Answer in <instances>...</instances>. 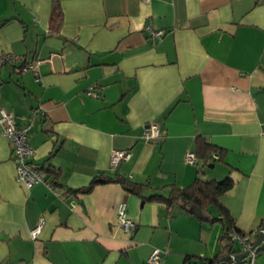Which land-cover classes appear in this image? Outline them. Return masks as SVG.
<instances>
[{
  "label": "crops",
  "instance_id": "1",
  "mask_svg": "<svg viewBox=\"0 0 264 264\" xmlns=\"http://www.w3.org/2000/svg\"><path fill=\"white\" fill-rule=\"evenodd\" d=\"M5 54L0 108L28 127L30 161L59 171V194L16 181L0 135V264H148L153 248L159 264H202L220 249L221 222L147 198L196 176H231L219 201L255 239L264 221V0H0ZM149 123L159 134L147 140ZM198 136L225 151L209 170L184 159ZM114 149L130 156L111 167ZM98 175L109 181L78 191ZM122 201L132 232L116 225ZM239 264H264V249Z\"/></svg>",
  "mask_w": 264,
  "mask_h": 264
},
{
  "label": "trees",
  "instance_id": "2",
  "mask_svg": "<svg viewBox=\"0 0 264 264\" xmlns=\"http://www.w3.org/2000/svg\"><path fill=\"white\" fill-rule=\"evenodd\" d=\"M62 19V10L57 1L51 3L49 21L54 30L59 28ZM195 155L197 160L202 164L212 163L215 159L212 155H217V160H222L225 151L207 142L203 137L196 138ZM214 158V159H213ZM47 174L51 175L52 186H57V179L59 171L52 167H40ZM118 181L122 188L133 194L140 195L143 185L134 183L124 177L115 179ZM109 181L102 175L95 176L84 188L78 191L88 192L92 187L98 183ZM234 186V181L231 176H225L223 179H203L196 176L195 179L185 187L172 186L169 195L162 197L160 195H152L147 198L159 199L171 205L178 203L180 208L187 214L194 216L199 223H212L220 221L222 230L218 238L220 249L216 255L211 258H200L202 264H218L221 257L225 255H232L241 252V247L236 245V241L232 238L234 235L239 238H246L250 243H253L254 238H250V234L242 231L236 226L234 218L229 213L228 209L219 201L220 197L230 191ZM214 209L215 212L212 211ZM264 221L257 228V233L263 225ZM264 249V241L254 250V255L257 251ZM239 262L228 261L223 264H239Z\"/></svg>",
  "mask_w": 264,
  "mask_h": 264
},
{
  "label": "built area",
  "instance_id": "3",
  "mask_svg": "<svg viewBox=\"0 0 264 264\" xmlns=\"http://www.w3.org/2000/svg\"><path fill=\"white\" fill-rule=\"evenodd\" d=\"M148 34L154 37L161 36V31L152 30L150 27H146ZM10 55L5 54L1 56V61L5 62L9 60ZM23 71L32 70L31 66H23L21 68ZM87 93L92 96H97V94L92 90H87ZM27 126H17L14 121V116L10 111L0 108V135L5 136L9 142L12 149V160L15 165V175L16 181L22 183L26 188L32 187L36 183L44 184L50 191L55 194H59L56 187L52 186L51 179L45 176L40 168L30 161V157L33 154V148L28 142L27 138ZM261 132L264 134V123L261 124ZM158 125L156 123H149L143 131V136L145 139H153L158 136ZM130 153L127 150L114 149L110 155L109 164L111 167H115L120 161L128 159ZM217 158V155H212ZM184 159L189 164H195L197 158L194 151H189L185 154ZM43 219H40L38 223L30 230V236L32 238L37 237L41 227ZM116 225L119 226L125 232H132L135 228V222L127 216L126 203L124 201L120 202L116 207ZM244 251L249 249L250 243L246 238H239L238 236L232 237ZM251 259L254 257V251H251L249 256ZM161 260V252L157 248H153L149 253L146 262L148 264H159Z\"/></svg>",
  "mask_w": 264,
  "mask_h": 264
},
{
  "label": "water",
  "instance_id": "4",
  "mask_svg": "<svg viewBox=\"0 0 264 264\" xmlns=\"http://www.w3.org/2000/svg\"><path fill=\"white\" fill-rule=\"evenodd\" d=\"M264 241V223L261 226L260 230L258 231L253 243L250 245L249 249H246L244 251L232 254V255H225L221 257L218 264H223L228 261L231 262H239L245 258H247L251 251L256 250V248Z\"/></svg>",
  "mask_w": 264,
  "mask_h": 264
},
{
  "label": "rangeland",
  "instance_id": "5",
  "mask_svg": "<svg viewBox=\"0 0 264 264\" xmlns=\"http://www.w3.org/2000/svg\"><path fill=\"white\" fill-rule=\"evenodd\" d=\"M218 164V163H217ZM202 166H204L206 168V170H209L208 166H205L204 164H202Z\"/></svg>",
  "mask_w": 264,
  "mask_h": 264
}]
</instances>
